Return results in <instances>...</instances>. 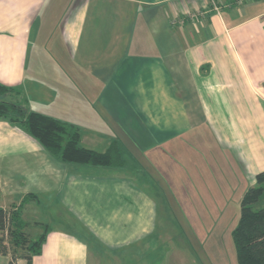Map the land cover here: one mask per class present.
Here are the masks:
<instances>
[{
    "label": "crops",
    "instance_id": "obj_1",
    "mask_svg": "<svg viewBox=\"0 0 264 264\" xmlns=\"http://www.w3.org/2000/svg\"><path fill=\"white\" fill-rule=\"evenodd\" d=\"M0 84L79 128L81 146L115 140L139 161L62 163L0 120V207L48 232L31 264H167L176 249L139 250L160 207L147 190L188 193V214L194 192L240 203L264 171V0H0ZM49 202L52 227L36 210Z\"/></svg>",
    "mask_w": 264,
    "mask_h": 264
},
{
    "label": "trees",
    "instance_id": "obj_2",
    "mask_svg": "<svg viewBox=\"0 0 264 264\" xmlns=\"http://www.w3.org/2000/svg\"><path fill=\"white\" fill-rule=\"evenodd\" d=\"M17 88L0 84V120H5L35 139L55 160L82 166L125 167L122 149L115 140L104 152L81 146L79 128L56 118L28 111L18 100ZM253 187L240 199L237 224L232 232L237 264H264V171L256 175ZM31 224L25 222L17 206L0 207V254L9 264L26 260L31 264L39 256L47 229L36 238L29 234ZM36 226V225H33Z\"/></svg>",
    "mask_w": 264,
    "mask_h": 264
},
{
    "label": "rangeland",
    "instance_id": "obj_3",
    "mask_svg": "<svg viewBox=\"0 0 264 264\" xmlns=\"http://www.w3.org/2000/svg\"><path fill=\"white\" fill-rule=\"evenodd\" d=\"M18 100L21 101L20 98H18ZM22 103H24V101H21V104ZM46 108L51 109L53 105L49 104ZM84 136H86V134ZM101 143H103L102 147H104L107 141L102 139L98 140L95 136L88 135L86 146L90 149L93 145L99 146ZM194 146L200 149L198 145L195 144ZM131 147V145L127 144L125 148L129 150ZM91 150L96 151L95 149ZM183 154H185V152ZM197 154L200 155V153ZM124 159L126 162L125 168H132L135 161L139 162L135 159L131 160L126 153L124 154ZM152 160L151 163L156 164L155 159ZM180 161L183 164L182 169H184L185 166L187 168H193L190 159L183 157L180 158ZM141 162L145 163L144 161ZM170 162L169 159L159 161V164H162L163 168L166 167L164 172L167 174H169ZM193 165H195L194 168L198 167L196 162H193ZM159 178L161 185H163V183H165L164 180L162 177ZM208 193L209 192H204V194L209 195ZM146 194L147 196L155 197L156 203H159L160 207L156 209L155 231L151 234L146 233L147 235L142 244L139 241V244L142 245L139 246L140 251L142 247L149 250L161 247L162 253L164 254V249L168 248L170 251H175L176 249L177 257L175 258L173 255L170 256V264H174V260L175 264H237L232 232L237 224L239 216L240 204L236 202L240 195L239 191L230 192V194L222 200L215 199L214 201L211 198V200L207 202L209 204L207 207L205 202L199 199L200 195L198 194L200 193L194 192L193 195L195 196V200L198 199L192 202V207L189 208L188 214L186 213L187 209L181 206V204L184 205L185 203L177 202L181 197L184 199V195H188L186 192L179 190L176 192L175 196V193L170 189H164V187H162V189H156L155 192L153 188H151L146 191ZM48 204L49 207H38L36 210L43 212L46 209L45 215H42V218L44 220L46 219L49 222L48 226L52 227V222L56 219L54 215L56 209L54 206L50 205V202ZM42 231L43 226L41 225L33 226L31 224L29 228V234L32 238H36ZM187 251L193 255V258L187 254ZM148 253L150 252L140 254L142 255V260L148 258L154 260L158 256V253L153 255L150 253L151 256ZM162 257L164 258V256ZM132 260L135 261V258L132 257Z\"/></svg>",
    "mask_w": 264,
    "mask_h": 264
},
{
    "label": "built area",
    "instance_id": "obj_4",
    "mask_svg": "<svg viewBox=\"0 0 264 264\" xmlns=\"http://www.w3.org/2000/svg\"><path fill=\"white\" fill-rule=\"evenodd\" d=\"M189 18H194V16H192V15H189Z\"/></svg>",
    "mask_w": 264,
    "mask_h": 264
}]
</instances>
